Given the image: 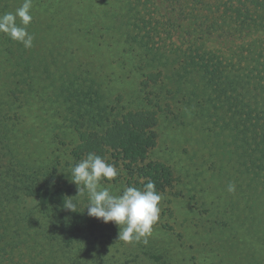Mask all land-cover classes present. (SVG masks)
Instances as JSON below:
<instances>
[{"label":"trees","instance_id":"trees-1","mask_svg":"<svg viewBox=\"0 0 264 264\" xmlns=\"http://www.w3.org/2000/svg\"><path fill=\"white\" fill-rule=\"evenodd\" d=\"M109 1L117 8L103 29L136 59L142 86H164L192 119L217 129L223 153L243 173L264 177V0ZM73 3L0 0V264H78L65 251L91 226L62 187L38 182L39 166L29 174L17 159L18 106L41 101L63 114L77 140L72 156L105 180L110 163L123 166L137 194L156 196L174 180L169 165L148 159L160 103L121 111L72 63L67 33L88 26ZM28 196L33 211L20 203Z\"/></svg>","mask_w":264,"mask_h":264},{"label":"rangeland","instance_id":"rangeland-1","mask_svg":"<svg viewBox=\"0 0 264 264\" xmlns=\"http://www.w3.org/2000/svg\"><path fill=\"white\" fill-rule=\"evenodd\" d=\"M62 1L67 6L76 0ZM78 1L72 14L85 12L81 17L89 22L78 36L67 33L72 63L99 80L121 111L158 109L154 105L160 103L148 159L169 165L174 180L156 196L137 194L123 166L112 163L105 180L72 156L77 140L63 114L41 101L43 107L34 100L18 106L24 119L15 132L17 159L30 166L29 174L39 166L40 173L33 170L38 182L62 187L91 220L65 253L73 252L78 264H264V177L252 181L243 173L223 153L217 129L192 119L164 86H142L136 59L103 29L117 4ZM35 177L27 184L34 185ZM20 203L25 210L36 207L33 197H20Z\"/></svg>","mask_w":264,"mask_h":264}]
</instances>
